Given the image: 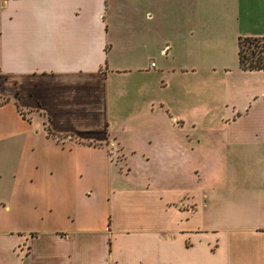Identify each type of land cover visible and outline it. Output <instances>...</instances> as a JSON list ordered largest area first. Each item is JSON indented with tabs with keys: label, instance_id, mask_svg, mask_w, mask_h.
I'll list each match as a JSON object with an SVG mask.
<instances>
[{
	"label": "crops",
	"instance_id": "0c3cea01",
	"mask_svg": "<svg viewBox=\"0 0 264 264\" xmlns=\"http://www.w3.org/2000/svg\"><path fill=\"white\" fill-rule=\"evenodd\" d=\"M246 36L264 0H0V264H264ZM219 189L242 214L218 218Z\"/></svg>",
	"mask_w": 264,
	"mask_h": 264
},
{
	"label": "rangeland",
	"instance_id": "374dc122",
	"mask_svg": "<svg viewBox=\"0 0 264 264\" xmlns=\"http://www.w3.org/2000/svg\"><path fill=\"white\" fill-rule=\"evenodd\" d=\"M244 51L247 53V45L244 46ZM152 60L156 61V58H152ZM191 81H193L191 79ZM193 85V84H190ZM212 133V132H211ZM211 161H214V158L210 159ZM207 161L206 164L200 167V169L204 172H206V177L207 178H211V176L214 175L215 171L221 166H223L219 160H216V164H211V161ZM130 163H131V168L136 175H138V173H140V166H141V160L137 159V158H130ZM214 163V162H213ZM242 166H250L252 168L256 167V168H264V158H259L258 160L252 159V160H244V162L241 164ZM215 167V168H214ZM218 167V168H217ZM193 169V167H192ZM193 172V171H192ZM183 176V182L181 184V186L183 187H188L192 192L195 191L196 189V185H195V178L193 173H190L189 175L185 174L182 175ZM224 179V177H222V180ZM182 180V179H181ZM182 182V181H180ZM179 182V183H180ZM228 183H230L228 181ZM236 193V191H234ZM233 191L232 190H216V192L213 193V195L215 196L217 202V211L219 213V219L224 221L227 218H231L233 215H237V213L239 212V214H242L245 209L244 203L245 202H241L242 200H239L236 195H232ZM193 207V206H191Z\"/></svg>",
	"mask_w": 264,
	"mask_h": 264
},
{
	"label": "trees",
	"instance_id": "16d2710c",
	"mask_svg": "<svg viewBox=\"0 0 264 264\" xmlns=\"http://www.w3.org/2000/svg\"><path fill=\"white\" fill-rule=\"evenodd\" d=\"M247 45V53L244 46ZM238 60L240 68L244 70H264V37H241L238 41ZM22 115L25 112L19 108ZM46 134L50 137L61 139L64 136L54 133L45 126Z\"/></svg>",
	"mask_w": 264,
	"mask_h": 264
},
{
	"label": "built area",
	"instance_id": "2783aa9c",
	"mask_svg": "<svg viewBox=\"0 0 264 264\" xmlns=\"http://www.w3.org/2000/svg\"><path fill=\"white\" fill-rule=\"evenodd\" d=\"M152 64H154V62H152Z\"/></svg>",
	"mask_w": 264,
	"mask_h": 264
}]
</instances>
